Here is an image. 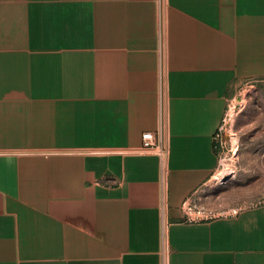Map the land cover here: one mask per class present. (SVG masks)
I'll return each mask as SVG.
<instances>
[{"label": "crops", "instance_id": "obj_1", "mask_svg": "<svg viewBox=\"0 0 264 264\" xmlns=\"http://www.w3.org/2000/svg\"><path fill=\"white\" fill-rule=\"evenodd\" d=\"M262 77L264 0H0V264H264V200L182 214L238 205L211 197L215 135Z\"/></svg>", "mask_w": 264, "mask_h": 264}, {"label": "rangeland", "instance_id": "obj_2", "mask_svg": "<svg viewBox=\"0 0 264 264\" xmlns=\"http://www.w3.org/2000/svg\"><path fill=\"white\" fill-rule=\"evenodd\" d=\"M223 117L215 135L219 164L211 197L230 205L259 203L264 200V77L238 82Z\"/></svg>", "mask_w": 264, "mask_h": 264}, {"label": "built area", "instance_id": "obj_3", "mask_svg": "<svg viewBox=\"0 0 264 264\" xmlns=\"http://www.w3.org/2000/svg\"><path fill=\"white\" fill-rule=\"evenodd\" d=\"M224 117L219 129L224 124ZM140 152H153L161 159V192H160V231L161 238L165 242L167 236L170 217L168 213L167 203V180H166V157L168 147L165 136L161 130H146L141 135V144L138 147ZM262 202V201H261ZM242 205L233 206L231 208H211L197 205L190 198H186L182 203V214L186 220H208L218 216L236 214L241 209Z\"/></svg>", "mask_w": 264, "mask_h": 264}]
</instances>
